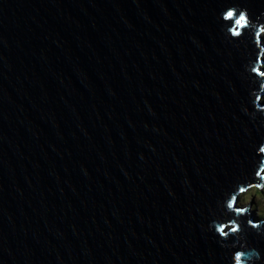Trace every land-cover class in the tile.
<instances>
[{
    "label": "water",
    "instance_id": "water-1",
    "mask_svg": "<svg viewBox=\"0 0 264 264\" xmlns=\"http://www.w3.org/2000/svg\"><path fill=\"white\" fill-rule=\"evenodd\" d=\"M229 6L264 24V0H0V264H233L215 222L264 111Z\"/></svg>",
    "mask_w": 264,
    "mask_h": 264
},
{
    "label": "clouds",
    "instance_id": "clouds-1",
    "mask_svg": "<svg viewBox=\"0 0 264 264\" xmlns=\"http://www.w3.org/2000/svg\"><path fill=\"white\" fill-rule=\"evenodd\" d=\"M221 19L224 24L222 29L227 37L233 40H240L244 37L246 32H254L255 44L260 49L258 57L255 61H249L246 66V70L249 75L254 77L256 81L260 82L259 89H253L251 96L255 98V107L257 110L264 111L261 108L260 101L264 100V48H261V37H264V24H260L259 21H253L251 14L247 8L240 6H229L221 13ZM247 111V108L244 109ZM254 116L255 113H252ZM258 153H264V145H260ZM258 183L252 185L256 189H264V162L259 164L256 172ZM249 191L248 187L243 185L237 186L236 190L229 195L220 205L226 213H231L234 219L223 222H215V231L218 233L221 240H229L232 236L238 238V244L240 250L235 251L232 255L233 264H254V261L260 259V253L257 249H249L247 239L245 236V229L240 222V217L250 215L252 208L248 204H242L238 206V197L244 195ZM259 215V213H257ZM255 218L257 216L255 215ZM248 225L256 229L261 234H264V219L258 222L248 221ZM225 247L229 245L225 244Z\"/></svg>",
    "mask_w": 264,
    "mask_h": 264
},
{
    "label": "rangeland",
    "instance_id": "rangeland-1",
    "mask_svg": "<svg viewBox=\"0 0 264 264\" xmlns=\"http://www.w3.org/2000/svg\"><path fill=\"white\" fill-rule=\"evenodd\" d=\"M261 46L264 48V42L261 44ZM262 190L263 191L258 193V189L252 187L244 195L240 196V198L238 197V205H253L251 208L254 214L258 215L257 213H259V215H264V189ZM260 193L262 195H258Z\"/></svg>",
    "mask_w": 264,
    "mask_h": 264
},
{
    "label": "bare ground",
    "instance_id": "bare-ground-1",
    "mask_svg": "<svg viewBox=\"0 0 264 264\" xmlns=\"http://www.w3.org/2000/svg\"><path fill=\"white\" fill-rule=\"evenodd\" d=\"M261 48H263L262 46H261ZM252 187H250L249 189H251ZM260 191H263L262 189H258V193L260 192ZM258 195H262L261 193L260 194H258ZM239 198H240V196H239ZM251 207H253V205H250ZM256 215V214H255ZM256 216H258V215H256ZM264 219V218H263ZM258 221H260V220H258Z\"/></svg>",
    "mask_w": 264,
    "mask_h": 264
},
{
    "label": "trees",
    "instance_id": "trees-1",
    "mask_svg": "<svg viewBox=\"0 0 264 264\" xmlns=\"http://www.w3.org/2000/svg\"><path fill=\"white\" fill-rule=\"evenodd\" d=\"M264 218V215H259V216H257V219H263Z\"/></svg>",
    "mask_w": 264,
    "mask_h": 264
}]
</instances>
